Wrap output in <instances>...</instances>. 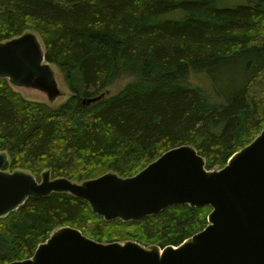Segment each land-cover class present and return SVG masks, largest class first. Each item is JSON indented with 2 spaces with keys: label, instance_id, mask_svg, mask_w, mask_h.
I'll use <instances>...</instances> for the list:
<instances>
[{
  "label": "trees",
  "instance_id": "16d2710c",
  "mask_svg": "<svg viewBox=\"0 0 264 264\" xmlns=\"http://www.w3.org/2000/svg\"><path fill=\"white\" fill-rule=\"evenodd\" d=\"M31 32L72 96L53 108L0 78L6 172L39 182L45 173L76 183L128 178L182 146L213 171L264 130V0H0V43ZM124 77L132 81L119 94L84 105ZM211 211L171 206L107 222L70 194L31 198L0 219V264L32 258L64 227L100 243L178 247L208 226Z\"/></svg>",
  "mask_w": 264,
  "mask_h": 264
},
{
  "label": "water",
  "instance_id": "95a60500",
  "mask_svg": "<svg viewBox=\"0 0 264 264\" xmlns=\"http://www.w3.org/2000/svg\"><path fill=\"white\" fill-rule=\"evenodd\" d=\"M0 78L18 87L36 88L50 100L61 96L45 50L33 33L0 43ZM103 96L85 99L84 105ZM0 152V219L28 199L70 194L90 204L107 222H133L171 206L210 207L208 226L178 247L147 248L135 242L104 244L80 230L60 228L32 258L11 264H264V130L221 170L191 146L164 153L137 175L108 173L82 183L52 179L39 182L26 172L8 173Z\"/></svg>",
  "mask_w": 264,
  "mask_h": 264
},
{
  "label": "rangeland",
  "instance_id": "374dc122",
  "mask_svg": "<svg viewBox=\"0 0 264 264\" xmlns=\"http://www.w3.org/2000/svg\"><path fill=\"white\" fill-rule=\"evenodd\" d=\"M31 33H33V32H31ZM33 34H36V33H33ZM36 36L38 37V41H39L40 45L42 46V48H44L41 37L37 34H36ZM51 67H52L53 72H54L56 83H57V85L60 89V92H61V96H59L55 100H50V98L48 97V95L45 92L38 90L36 88H30V87H27V88L23 87L22 88V87H18V86L13 85L14 90L16 92H18L24 99H26L28 101H32V102H36V103H44V104H47L53 108H57V107L61 106L72 96V92H71V90H70V88H69V86L65 80V76L60 72V70L54 65H51ZM131 81H132V79L128 78V77H124V78H121V79L115 81L103 93V95H102L103 98L100 101H103L105 97H111V96H115V95L119 94L124 89V87L128 83H130ZM195 82H196V84H198V85H200L206 89L208 88V82H207V80H204L203 77H200V78L196 77ZM93 105H95V104H91L89 106H93ZM249 145H251V144H249ZM249 145H247V146H249ZM247 146H245V147H247ZM226 166L227 165H225V167ZM215 170H221V169H214L213 171H215ZM18 172H20V171H18ZM133 240H135V239L133 238L132 240H126L125 242H114V243H127V242L138 243V242L133 241ZM104 244H109V243H104ZM138 244L142 245L141 243H138ZM142 246H144V245H142ZM144 247H146V246H144ZM147 248L151 249V248H160V247L154 246V247H147ZM161 249H164V248H161Z\"/></svg>",
  "mask_w": 264,
  "mask_h": 264
}]
</instances>
